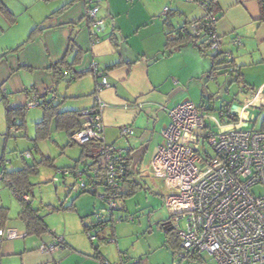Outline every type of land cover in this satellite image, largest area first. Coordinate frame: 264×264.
I'll return each instance as SVG.
<instances>
[{"label":"crops","instance_id":"crops-1","mask_svg":"<svg viewBox=\"0 0 264 264\" xmlns=\"http://www.w3.org/2000/svg\"><path fill=\"white\" fill-rule=\"evenodd\" d=\"M96 1L97 18L104 22L100 31L88 26L84 0H0L10 15L7 17L0 10V172L17 170L6 160L4 136L9 130V109L25 112L35 109H26L32 94L40 98L56 94L58 102L63 101L65 112L79 114L94 108V64L106 74L111 85L100 94L107 104L103 112L105 141L124 153L129 165L128 194L133 185L139 184L146 159L151 167L160 133L169 122L161 107L172 108L186 100L197 105L206 103L212 111L221 112L225 106L224 102L218 108L213 95L205 96L204 89L214 80L207 78L212 68L210 57L202 56L192 44L173 53L165 50L173 36L170 32L204 18L206 9L202 5L188 0ZM214 3L218 9L216 33L223 38L224 52L233 55L246 89L241 88L240 82L233 85L240 93L247 94L244 102L260 91L264 107V21H261L260 0H214ZM113 36L119 46L112 40ZM70 37L84 53L74 67V73L80 77L70 84L65 81L56 84L48 68L63 59ZM236 39L241 41V46L235 44ZM196 79L203 82L204 88L190 85L185 91L184 83ZM230 84L232 81L227 78L223 87ZM195 95L197 101L193 100ZM223 119V124L229 120L227 116ZM124 127L131 128L133 134L123 136ZM68 178L62 176L58 183L62 180L66 184ZM73 188L76 191L75 184ZM10 190L20 202L10 185L3 181L0 208L9 209L5 203ZM78 213L81 218L88 215L85 210ZM20 221L25 227L22 233H27L24 222ZM7 223L2 228L10 229ZM121 224L116 225L115 231L106 229L104 237L116 236ZM165 225L163 230L171 232ZM14 227L20 229L21 225ZM40 241L42 236L28 235L25 239L0 243V264H67L70 259H74L70 264H98V254L104 257L102 245L92 244L91 255L81 257L78 246L67 245L66 239L63 249L52 254L41 250ZM99 243L110 244L105 240Z\"/></svg>","mask_w":264,"mask_h":264},{"label":"built area","instance_id":"built-area-1","mask_svg":"<svg viewBox=\"0 0 264 264\" xmlns=\"http://www.w3.org/2000/svg\"><path fill=\"white\" fill-rule=\"evenodd\" d=\"M188 1L202 5L206 15L200 21L180 27L177 33L199 37L202 27L206 31L209 49L226 59L228 67L223 72L226 78H231L236 70L234 58L224 52L222 38L215 29L218 17L208 12L209 0ZM84 2L87 23L90 28L100 31L104 22L97 18V1ZM235 44L241 46V41L236 39ZM92 73L96 83V105L79 113V127L70 140L82 148L95 145L96 158L83 166L62 169L59 173L66 178L73 177L77 192L91 195L102 203L101 209L93 215V221L85 225L90 241L93 244L104 240L118 244L115 234L104 238V232L106 229L115 231L117 224L135 220L132 215L117 217L118 213L125 211L122 203L129 193V168L122 149L105 141L103 112L107 104L100 94L111 85L96 64ZM64 75L70 77L69 72ZM260 93L246 100L240 108L227 103L220 114L232 122L221 125L210 115L212 108L206 103L197 105L186 100L172 108L161 107L169 122L160 133L161 140L151 161V171L154 177L162 180L167 191L163 205L172 221L164 227L170 230L179 228L180 245L173 255L175 260L195 261L207 254L217 264H264V131L255 129L250 114V109L263 107ZM44 99L50 103L58 97L51 94ZM42 102L38 95L32 94L26 109L40 107ZM210 122L216 123L218 131L210 129ZM121 130L123 136L133 134L131 128ZM30 157V153L24 155L25 159ZM3 181L10 185L5 172L1 171L0 182ZM58 181V178L53 179L55 183ZM15 195L19 200L31 202L28 194L15 192ZM181 221L185 222V229H180ZM48 233L53 241L41 250L49 254L62 250L64 237L53 231ZM26 237V233L0 229V243L3 239ZM121 258L123 261L129 259L125 254ZM99 264L109 263L99 256Z\"/></svg>","mask_w":264,"mask_h":264},{"label":"rangeland","instance_id":"rangeland-1","mask_svg":"<svg viewBox=\"0 0 264 264\" xmlns=\"http://www.w3.org/2000/svg\"><path fill=\"white\" fill-rule=\"evenodd\" d=\"M167 8H170L168 5ZM223 41V38L221 39ZM207 57L214 53L206 48ZM201 78V77H200ZM204 81V80H203ZM227 81L224 74L221 73L216 79L211 80L209 88H205V96L213 95L218 104V108L224 103L230 102L237 106L243 105L247 94L240 93L237 86L230 84L223 87ZM189 90L190 85L199 86L200 90L204 88L203 82L200 80H191L184 83ZM229 92V93H228ZM197 96L193 98L197 101ZM214 99V100H215ZM59 106L60 112H65L63 101L54 102ZM224 106V105H223ZM217 117L220 125L223 123V116L219 111H210ZM252 122L256 129L259 130L264 119V107L250 109ZM16 127L14 132L9 128L4 139L7 140L5 148L7 161L12 162L16 169L34 167V172L28 174L30 183V200L31 207L38 211L43 217L45 226L49 231H54L56 235L63 236L67 245H77L81 257L84 254L92 253V242L88 238L85 225L93 221V213L99 211L102 203L91 195H81L73 188V177L67 179L66 184L53 182L54 178H62L58 172L62 169L73 168L75 166H83L84 163L90 162L89 159H82L83 148L72 144L69 133L57 126L52 120L48 125V136L44 139L37 140L38 127L44 119V110L42 107L35 108L25 112L23 117H15ZM209 127L213 131H218L216 123L210 122ZM31 153L30 159H24V155ZM44 159H50V162H43ZM139 188L132 196L126 198L125 211L118 213L117 217H127L132 215L135 217L134 222H123L116 229V237L119 240L118 245L100 244L96 241L94 245H102L104 247V258L109 264H131L140 262L141 264H217L216 261L204 254L199 260L180 262L174 259L173 253L175 248L180 245L178 238L179 228L166 232L163 225H170L172 219L163 205V197L167 194L161 179L152 175L149 160L146 159L142 166V174L139 177ZM9 210L8 226L10 229L18 233L25 230L24 225L20 221V212L22 211L21 203L15 198L11 190L9 191L8 200L5 203ZM57 209L58 211H53ZM79 210L88 212L87 217L78 213ZM95 212V213H96ZM20 224L21 228L14 227ZM180 229H185V222H180ZM43 241H40V247L48 245L52 241V236L46 232L42 235ZM8 241L3 239L1 242ZM174 245H177L176 247ZM121 250V251H119ZM125 254L129 261L121 260V255ZM74 259L68 260L70 264ZM99 264V259L97 260ZM123 261V262H122Z\"/></svg>","mask_w":264,"mask_h":264},{"label":"trees","instance_id":"trees-1","mask_svg":"<svg viewBox=\"0 0 264 264\" xmlns=\"http://www.w3.org/2000/svg\"><path fill=\"white\" fill-rule=\"evenodd\" d=\"M130 1V0H128ZM260 4L262 7V18L261 21H264V2L260 0ZM217 6L214 3V0H209V11L211 14L216 15L217 14ZM0 10L1 12L6 15L7 17L10 16L8 10L0 4ZM205 17V16H204ZM202 20V19H201ZM197 22V21H193ZM192 22V23H193ZM187 23L186 25H188ZM90 27V25L88 24ZM172 38H170L166 44V53H173L176 50H179L182 48L184 45L192 44L195 46L200 54L202 56H208L206 48H209L207 45L206 41V31L203 30V28H200V36L199 37H192L189 35H181L177 33V30L173 31L172 33L170 32ZM112 40L116 44V46H119L116 42V38L113 36ZM83 51L78 48L75 44V41L73 37H70L68 47L66 50V53L59 62L50 65L48 70L54 75V78L56 80V84L61 83L62 81L67 82V84H70L73 80L77 79L80 77V75H77V73H74V67L78 65L81 62V59L83 57ZM210 59L212 61V68L210 72L207 75L208 79H215L217 76L220 74V71L222 74H224V69H227L228 63L226 62V59L221 56L214 54L210 56ZM234 64V62H233ZM235 71L232 74V77L229 78L233 83H241V75L239 72V68L234 64ZM69 72L70 77L66 78L64 73ZM68 79V80H67ZM241 88L246 89V85L243 83ZM42 99L41 106L44 110V119L37 124L38 127V139H44L48 136V125L49 123L55 119L57 126L65 129L69 133V137H71L72 133H74L78 129L79 125V114L75 112H60L59 110V104L55 105L54 102L47 103L45 102L44 98ZM25 114L24 109H9L8 111V119H9V128L12 129L13 126H17L16 122H14L13 118L15 117H23ZM232 122V121H228ZM227 122V123H228ZM255 127V125H254ZM256 129V127H255ZM261 131H264V119L262 121L260 129ZM73 144V143H72ZM96 146L93 144H88L83 148V153H82V159H89V160H95V153H96ZM32 156V155H31ZM25 159V158H24ZM43 162H50V159H44ZM3 165V164H2ZM129 168V165H127ZM34 167H26L23 169H17V170H6L5 169V177L8 182H10V188L13 190V192H16L19 195H24V194H29L31 191L30 189V183L28 181V174L31 172H34ZM139 188H141L140 184H135L132 186L131 193L128 194L124 201H123V207H125V201L126 198L132 196ZM81 195H86L84 193L78 192ZM93 197V196H92ZM22 211L19 214L20 219L24 222L27 230V236L28 235H37L41 236L43 233L49 232V229L45 226L43 217H41L38 214V211L34 210L31 207V202H24L20 200ZM101 209V208H100ZM53 211H58L57 209H53ZM96 212V210H95ZM93 213V215L95 214ZM9 219V210L6 208H0V229L4 226V224L8 221ZM106 238V237H104ZM93 244V243H92ZM177 245H175L176 247ZM178 247L175 248L174 251L178 250ZM98 256H100L98 254ZM97 256V257H98Z\"/></svg>","mask_w":264,"mask_h":264}]
</instances>
